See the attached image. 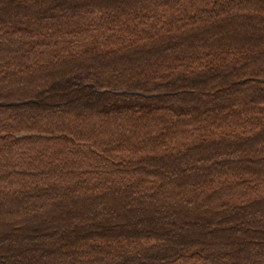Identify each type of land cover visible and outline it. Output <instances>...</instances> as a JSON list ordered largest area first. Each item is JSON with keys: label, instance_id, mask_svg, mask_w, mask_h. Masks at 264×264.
<instances>
[{"label": "trees", "instance_id": "obj_1", "mask_svg": "<svg viewBox=\"0 0 264 264\" xmlns=\"http://www.w3.org/2000/svg\"><path fill=\"white\" fill-rule=\"evenodd\" d=\"M0 264H264V0H0Z\"/></svg>", "mask_w": 264, "mask_h": 264}, {"label": "rangeland", "instance_id": "obj_2", "mask_svg": "<svg viewBox=\"0 0 264 264\" xmlns=\"http://www.w3.org/2000/svg\"><path fill=\"white\" fill-rule=\"evenodd\" d=\"M147 96H149V95H147ZM150 96H151V94H150Z\"/></svg>", "mask_w": 264, "mask_h": 264}]
</instances>
